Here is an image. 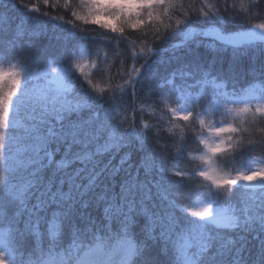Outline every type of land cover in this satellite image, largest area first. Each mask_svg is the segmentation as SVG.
<instances>
[{
  "label": "snow or ice",
  "instance_id": "1",
  "mask_svg": "<svg viewBox=\"0 0 264 264\" xmlns=\"http://www.w3.org/2000/svg\"><path fill=\"white\" fill-rule=\"evenodd\" d=\"M82 2L88 14H71L101 28H109L101 15L136 29L142 13L151 22L157 6L175 10L173 0ZM0 12V264H264V169L249 166L264 137L233 145L229 136L226 149L224 139L177 137L176 124L164 120L170 113L189 129L195 113L204 125L222 98L264 120V87L240 94L241 81L264 85V0L191 3L130 67L118 51L125 29L111 27L121 33L112 38L119 70L107 89L94 87L92 75L103 77L108 58L93 62L90 75L73 55L81 44L110 45L108 33L89 36L72 21L64 28L63 17L35 4L0 0ZM50 25L57 43L40 48ZM117 77L122 83L111 86ZM144 103L163 115L153 111L154 122H145ZM225 123L211 126L214 136L238 131ZM190 143L207 150L199 158L207 170L181 167L192 163ZM225 152L217 171L212 158ZM225 167L235 175L222 174Z\"/></svg>",
  "mask_w": 264,
  "mask_h": 264
},
{
  "label": "trees",
  "instance_id": "2",
  "mask_svg": "<svg viewBox=\"0 0 264 264\" xmlns=\"http://www.w3.org/2000/svg\"><path fill=\"white\" fill-rule=\"evenodd\" d=\"M13 2H20L27 4L29 6L35 4L40 7L41 12L48 11L50 16H58L63 17V20L58 21V23L62 24L64 28L70 27V25L64 24V21H72L73 24L76 25L77 29H82L85 34L89 36H96L101 33H108V35L105 37L107 40H111L112 43L110 45L105 46L104 44H96L93 46H89L88 44H81L79 51L74 53L73 55V62L81 63L85 65L84 72L86 74H93L96 70L92 67L93 62H101L105 59V57L108 58V62L106 64H103V67L105 69V72L103 74V77L101 74L97 73L95 75H92L93 80V86L98 89H107L110 87V83L108 81V76L111 74L116 73L119 70V63L117 61L116 55L113 54L112 49L116 47L118 40L112 39L113 37L119 38L121 36V33L115 32L112 33L110 31L111 27H121L123 26L125 31L122 34L124 37V42L119 43V49L118 51L123 53L127 52L128 56L124 57L121 56V59L127 60L128 67L131 66L133 61L131 60V56L133 54L137 55H147V49L145 48V44L148 46L153 45V41L155 40L156 32L157 30L161 35L168 34L171 29L168 27L170 24L174 28L175 27V21L177 19H181L180 13L185 12V7H187L191 3H195L197 7L200 6L201 0H173V5L175 10L172 6L166 5V7L169 8V11L167 14L163 12V9L159 6H157L154 10V19L149 22L147 20L146 13H142V15L145 18V24L137 27L136 29H132L129 27L126 23L123 22V20L117 21L114 19H110L109 17L105 15H101L97 17V19L100 20L101 23H107L109 25V28H101L99 24H92L88 23L85 24L83 21H77L75 17L71 13H77L79 15H87L88 14V8L87 4L82 2V0H67V5L65 3V0H49L50 5H57L58 7L52 9L49 11V8L47 6L43 5V0H8V3L11 4ZM209 3H223V0H208ZM231 2V0H230ZM181 4H183L185 7H181ZM67 9V10H66ZM39 15V13L34 14ZM0 16H3V13L0 12ZM158 17V18H157ZM162 21V22H161ZM236 30H240L239 26H236ZM59 30L55 29L54 26H49L48 33L45 36H42L38 41V47L43 49H48L56 45V41L51 39V37L58 33ZM209 42L210 41V38ZM70 46V45H69ZM167 46V45H166ZM201 53L211 56V50L210 49H201ZM140 64L143 63V59L140 60ZM115 64V66H113ZM5 69H7L9 66L7 64L2 65ZM55 66V65H53ZM139 67V64L136 65ZM165 70V66H161V71ZM79 75V72L76 73ZM250 79V78H248ZM117 83H122V81L117 77L111 82V86H114ZM241 84L244 86L243 90L240 91L241 95H247L249 93V90H254L257 95L260 94V90L264 85H261L260 81H254L252 84H248L246 81H241ZM206 90L208 91L209 95L212 94L213 91V85L207 84L205 85ZM228 92H232V88L229 87L227 89ZM172 107H175V104L171 105ZM257 105L253 104L252 108L253 111ZM139 107H143L144 109V116L143 119L147 123H153L154 118H152L151 114L153 111L156 112V114L163 115L162 112L159 111V109L154 108V106L151 103H144L142 105H138ZM245 107L242 103H229L225 99L219 100V111L215 115H207L203 116L205 123L204 125H200L199 118L195 116V113L193 115V120H195V124H191V122H188L190 124L189 129H185L184 125L186 122L180 121L176 117H171V114L164 116V120L168 121L171 119L175 124L176 127L173 130L175 135L177 137H180L185 134V132H188L190 135H195L200 139H204L208 142H215L219 139H224L225 145L224 147L228 148V137H231V143L233 145H238L239 142L242 140L245 145L249 144L251 141H259L261 137H264V120H261V117L259 114L255 117V122H253V116L251 112H242L240 111ZM201 111V109H196V112ZM223 113L224 115H221ZM140 117H138L139 119ZM225 120L226 123L224 126H227V124H231L232 127L237 128L238 131L235 133H224L221 135V137H216L211 131V126L215 124L217 121ZM168 125L166 124V127ZM194 130V131H193ZM188 152H187V159L189 161H192L191 165H181V167H200L202 170H207V165L204 163L203 160L199 159L201 156L205 155L207 150L204 148L203 144H197V143H190L186 145ZM199 149V150H198ZM228 152L225 153H217V156L213 157V167L217 169V171H221V164L220 161L223 157L228 155ZM252 157L254 158V161L250 163V168L252 170L259 171L260 169H264V150H262L260 147H257L254 151L251 152ZM230 173L231 175H235V172L232 171L229 168H223L222 174ZM198 183H208L205 181H202L201 178H197ZM196 186L193 185V191L189 194V199L192 201H195L200 198L201 193L199 191H196ZM182 202H187L185 197H180ZM227 207V205H225ZM177 245L182 244L183 241L179 238H176Z\"/></svg>",
  "mask_w": 264,
  "mask_h": 264
}]
</instances>
